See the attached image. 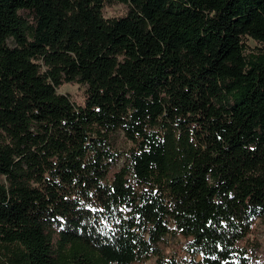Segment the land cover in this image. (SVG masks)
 Instances as JSON below:
<instances>
[{
    "label": "trees",
    "instance_id": "obj_1",
    "mask_svg": "<svg viewBox=\"0 0 264 264\" xmlns=\"http://www.w3.org/2000/svg\"><path fill=\"white\" fill-rule=\"evenodd\" d=\"M262 216L264 0H0V264H251Z\"/></svg>",
    "mask_w": 264,
    "mask_h": 264
},
{
    "label": "rangeland",
    "instance_id": "obj_2",
    "mask_svg": "<svg viewBox=\"0 0 264 264\" xmlns=\"http://www.w3.org/2000/svg\"><path fill=\"white\" fill-rule=\"evenodd\" d=\"M106 6L111 11V15H106ZM120 6V7H114ZM104 15L106 17H119L127 12V8L121 3H107L104 8ZM248 50L257 51V45L251 39L247 41ZM69 85H78L75 92H65L74 104H78L77 101L81 94L84 96L85 86L78 83H63ZM111 144L115 150L120 153L118 165H122L127 162V156L129 149L132 147V143L125 138L122 132H116L112 135ZM255 225V227H253ZM183 239L180 236L166 235L162 243V252L165 256L175 255L181 257L184 255L182 251ZM240 245L244 246L248 254L251 256V264H264V216L256 218L251 226L250 232L246 236ZM154 258H150L142 263L133 264H154Z\"/></svg>",
    "mask_w": 264,
    "mask_h": 264
},
{
    "label": "clouds",
    "instance_id": "obj_3",
    "mask_svg": "<svg viewBox=\"0 0 264 264\" xmlns=\"http://www.w3.org/2000/svg\"><path fill=\"white\" fill-rule=\"evenodd\" d=\"M114 7H120V6H114ZM105 13H106V15H111V11H110V9H108L107 6L105 8ZM77 87H79V86L78 85L62 84V85L57 87L56 91H57V94H64L66 91L67 92H75ZM84 100H85V97L83 96V94H81L79 97V100L77 101L78 105L83 106ZM253 227H255V225H253Z\"/></svg>",
    "mask_w": 264,
    "mask_h": 264
},
{
    "label": "snow or ice",
    "instance_id": "obj_4",
    "mask_svg": "<svg viewBox=\"0 0 264 264\" xmlns=\"http://www.w3.org/2000/svg\"><path fill=\"white\" fill-rule=\"evenodd\" d=\"M117 223H119V221H117Z\"/></svg>",
    "mask_w": 264,
    "mask_h": 264
}]
</instances>
